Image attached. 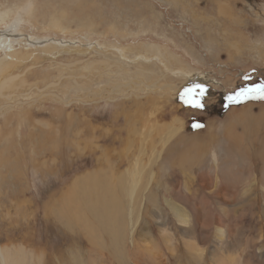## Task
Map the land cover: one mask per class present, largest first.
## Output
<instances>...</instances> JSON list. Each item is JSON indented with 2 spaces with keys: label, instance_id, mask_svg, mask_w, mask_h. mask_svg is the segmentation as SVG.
I'll return each instance as SVG.
<instances>
[{
  "label": "rangeland",
  "instance_id": "374dc122",
  "mask_svg": "<svg viewBox=\"0 0 264 264\" xmlns=\"http://www.w3.org/2000/svg\"><path fill=\"white\" fill-rule=\"evenodd\" d=\"M260 83L264 0H0L6 264H264Z\"/></svg>",
  "mask_w": 264,
  "mask_h": 264
},
{
  "label": "snow or ice",
  "instance_id": "6c2138e0",
  "mask_svg": "<svg viewBox=\"0 0 264 264\" xmlns=\"http://www.w3.org/2000/svg\"><path fill=\"white\" fill-rule=\"evenodd\" d=\"M247 79V77H245ZM206 89L202 85H195L192 88L185 89V102L193 107H202L200 97H203ZM198 93V95H196ZM264 100V83L256 84L255 86L241 88L234 95L228 97L230 103H240L244 100ZM195 127H201L197 124Z\"/></svg>",
  "mask_w": 264,
  "mask_h": 264
},
{
  "label": "bare ground",
  "instance_id": "6f19581e",
  "mask_svg": "<svg viewBox=\"0 0 264 264\" xmlns=\"http://www.w3.org/2000/svg\"><path fill=\"white\" fill-rule=\"evenodd\" d=\"M132 173V172H131ZM135 173H133V174H131V176H133L132 178H130V183L128 184V182H129V179L126 181V180H124L123 181V184H121V182H120V184H121V188L123 189V190H126L125 191V194H127V197L129 198V203H131V202H133L134 200H135V198L133 199V197L135 196V195H137L136 193H137V180H136V176L138 175V173H137V175L135 176L134 175ZM130 176V177H131ZM135 176V177H134ZM153 177V175L152 174H150V178H152ZM97 182H98V180H97ZM91 183V182H90ZM151 183V182H150ZM94 184V183H93ZM96 184V183H95ZM92 185L91 186V194H92V189L93 188H95V186L97 187L98 186V184L97 185ZM125 186V188H123V186ZM128 187V188H127ZM151 186H149V184H147V186H146V188L148 189V188H150ZM98 190V189H97ZM89 193H90V191H89ZM94 193V192H93ZM138 194H139V191H138ZM149 193L147 192L146 193V197L147 196H149L148 195ZM89 196V195H88ZM224 196V195H223ZM112 198V197H111ZM116 198V197H115ZM113 199H114V197H113ZM115 200V199H114ZM108 202V201H107ZM110 203H111V201H110ZM113 204V203H112ZM107 205H108V203H107ZM115 206V205H114ZM109 207V206H108ZM108 207H107V209H108ZM116 207V206H115ZM77 208V207H76ZM106 209V210H107ZM100 210V209H99ZM106 210H104V211H106ZM78 212V211H77ZM76 212V213H77ZM85 212V211H84ZM99 213V211H98V207H95V208H93L92 210H90V215L92 216V217H96L97 218V220L99 221V217L100 216H97L98 215V213ZM111 212V211H110ZM101 213V212H100ZM102 213H104V212H102ZM89 214V213H88ZM79 215H83L84 216V214L83 213H81V214H79ZM179 216V215H178ZM101 217H102V215H101ZM104 217V216H103ZM183 218V217H182ZM180 219V221H184L183 219ZM105 219V218H104ZM108 219H109V217H108ZM103 220V219H102ZM95 221V220H94ZM104 221V220H103ZM108 221V220H107ZM105 222V221H104ZM101 223H102V221H101ZM94 224V223H93ZM97 226H98V223L96 224ZM101 225V224H100ZM92 226V225H91ZM107 226V225H106ZM109 226V225H108ZM100 228V227H99ZM86 229V228H85ZM91 229H93V228H91ZM91 229H90V232H92L91 231ZM105 228L103 227L102 228V231L104 230ZM100 230H101V228H100ZM94 231V230H93ZM95 232V231H94ZM39 256V255H38ZM155 259H157V260H159L160 262H161V260H160V257H157L156 256V258ZM75 261V260H74ZM76 262V261H75ZM0 264H6V259H5V257H4V255L0 252Z\"/></svg>",
  "mask_w": 264,
  "mask_h": 264
},
{
  "label": "trees",
  "instance_id": "16d2710c",
  "mask_svg": "<svg viewBox=\"0 0 264 264\" xmlns=\"http://www.w3.org/2000/svg\"><path fill=\"white\" fill-rule=\"evenodd\" d=\"M197 129V127H195ZM199 128V127H198Z\"/></svg>",
  "mask_w": 264,
  "mask_h": 264
}]
</instances>
